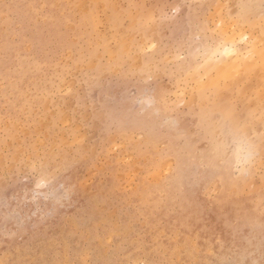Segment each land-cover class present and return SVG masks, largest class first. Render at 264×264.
Segmentation results:
<instances>
[{
  "label": "rangeland",
  "instance_id": "1",
  "mask_svg": "<svg viewBox=\"0 0 264 264\" xmlns=\"http://www.w3.org/2000/svg\"><path fill=\"white\" fill-rule=\"evenodd\" d=\"M0 264H264V0H0Z\"/></svg>",
  "mask_w": 264,
  "mask_h": 264
},
{
  "label": "bare ground",
  "instance_id": "2",
  "mask_svg": "<svg viewBox=\"0 0 264 264\" xmlns=\"http://www.w3.org/2000/svg\"><path fill=\"white\" fill-rule=\"evenodd\" d=\"M230 50H232L231 48H229ZM51 152H53V151H51ZM118 234V233H117ZM88 257V256H87Z\"/></svg>",
  "mask_w": 264,
  "mask_h": 264
},
{
  "label": "snow or ice",
  "instance_id": "3",
  "mask_svg": "<svg viewBox=\"0 0 264 264\" xmlns=\"http://www.w3.org/2000/svg\"><path fill=\"white\" fill-rule=\"evenodd\" d=\"M225 51L227 52L228 50H227V49H225Z\"/></svg>",
  "mask_w": 264,
  "mask_h": 264
}]
</instances>
